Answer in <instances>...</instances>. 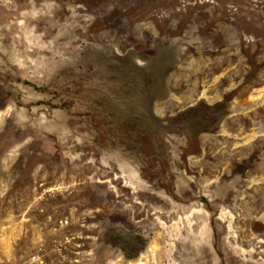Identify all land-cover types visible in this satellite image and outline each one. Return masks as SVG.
Instances as JSON below:
<instances>
[{"label":"rangeland","instance_id":"obj_1","mask_svg":"<svg viewBox=\"0 0 264 264\" xmlns=\"http://www.w3.org/2000/svg\"><path fill=\"white\" fill-rule=\"evenodd\" d=\"M261 232L264 0H0V264H264Z\"/></svg>","mask_w":264,"mask_h":264},{"label":"trees","instance_id":"obj_2","mask_svg":"<svg viewBox=\"0 0 264 264\" xmlns=\"http://www.w3.org/2000/svg\"><path fill=\"white\" fill-rule=\"evenodd\" d=\"M241 45L242 49L246 52L248 51L249 54L250 49H246L245 43L242 42ZM251 56L253 55L251 54ZM234 107V102L229 97H225L222 101L215 104L198 101L193 106H189L185 110L180 111L179 114L172 116V125H175L174 123L180 118H188L192 123L195 120V122H198L200 118H205L206 121L199 125V129H196V131L213 133L219 128L224 118L232 112ZM191 117L193 118L191 119ZM176 173L178 174L179 172ZM109 215L110 217L108 216L105 223L99 225L103 228L98 243H103L104 247H111L112 245L121 249L126 258L131 259L139 256L149 241L148 236L139 232L136 226L129 222L125 210L116 207Z\"/></svg>","mask_w":264,"mask_h":264},{"label":"bare ground","instance_id":"obj_3","mask_svg":"<svg viewBox=\"0 0 264 264\" xmlns=\"http://www.w3.org/2000/svg\"><path fill=\"white\" fill-rule=\"evenodd\" d=\"M76 91V90H75ZM106 95V94H105ZM93 111V110H92ZM239 134V133H238ZM89 244V243H88ZM103 244V243H102ZM90 258V257H89ZM179 258V257H178Z\"/></svg>","mask_w":264,"mask_h":264}]
</instances>
